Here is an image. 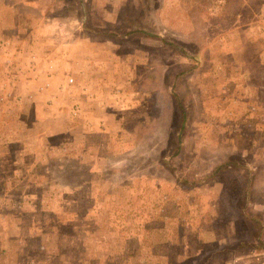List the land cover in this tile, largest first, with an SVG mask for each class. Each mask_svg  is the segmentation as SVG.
Listing matches in <instances>:
<instances>
[{"label":"rangeland","instance_id":"rangeland-1","mask_svg":"<svg viewBox=\"0 0 264 264\" xmlns=\"http://www.w3.org/2000/svg\"><path fill=\"white\" fill-rule=\"evenodd\" d=\"M260 244L264 0H0V264H264Z\"/></svg>","mask_w":264,"mask_h":264},{"label":"trees","instance_id":"trees-1","mask_svg":"<svg viewBox=\"0 0 264 264\" xmlns=\"http://www.w3.org/2000/svg\"><path fill=\"white\" fill-rule=\"evenodd\" d=\"M14 213H15V212H14ZM15 215H16V213L14 214V216H15ZM109 232H110V229L107 230V231L105 232V234H104V233L101 234L102 237L106 238V239H105V242H107V241L110 240L111 238L115 237L116 234H117V233H113V234H111L110 236H108L107 233H109ZM108 242H109V241H108ZM115 242H116V244L113 245V246L111 247L112 252H113L114 254H116V255H122V256H123V255L125 254L126 250H124L123 248H120V244H122L121 240H120L119 238H115ZM252 245H253L252 243L241 242V243H239L237 246H235V249L252 247ZM100 246H101V244H100ZM260 246L263 247L264 245H261V244H260ZM263 249H264V248H263ZM216 251H217V250H216ZM104 252H106V253H111V250L108 251V252H107V251H104ZM104 252L97 251V257H101V256L105 255ZM121 253H123V254H121ZM216 254H217V252H216ZM122 258H123V257L118 258L114 264H132V263L129 262V261L120 262V261H122V260H121ZM135 263H136V262H135Z\"/></svg>","mask_w":264,"mask_h":264},{"label":"crops","instance_id":"crops-1","mask_svg":"<svg viewBox=\"0 0 264 264\" xmlns=\"http://www.w3.org/2000/svg\"><path fill=\"white\" fill-rule=\"evenodd\" d=\"M37 3H38V1H35L34 2V4L35 5H37ZM54 26V23H52L51 21H46L43 17L41 18V21H40V26H39V32L40 33H42V34H44V35H48V37H49V33H51V31H52V28H54L53 27ZM47 37H43L42 38V41H43V43H46V44H48V42H49V38H48V42H45V39H46ZM59 40V39H58ZM50 44V43H49ZM34 54H36L37 56L39 55V53H34ZM36 62V61H35ZM35 62H34V64H32V66L34 65V66H36L35 65ZM29 67H31V65L29 66ZM37 67V66H36ZM32 83H37V77H35L34 79H33V81H32ZM39 85H41V87H43L44 85L43 84H38V86ZM15 95H17V94H15ZM10 100H12V99H10Z\"/></svg>","mask_w":264,"mask_h":264}]
</instances>
